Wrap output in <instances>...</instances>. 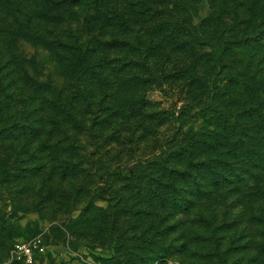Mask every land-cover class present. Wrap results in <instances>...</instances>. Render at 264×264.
<instances>
[{"label":"rangeland","instance_id":"1","mask_svg":"<svg viewBox=\"0 0 264 264\" xmlns=\"http://www.w3.org/2000/svg\"><path fill=\"white\" fill-rule=\"evenodd\" d=\"M10 1L0 264L38 240L35 264H264V171L240 157L264 162V42L218 51L264 32V0H40L41 22ZM107 8L127 26L101 32Z\"/></svg>","mask_w":264,"mask_h":264},{"label":"trees","instance_id":"2","mask_svg":"<svg viewBox=\"0 0 264 264\" xmlns=\"http://www.w3.org/2000/svg\"><path fill=\"white\" fill-rule=\"evenodd\" d=\"M79 1H81V0H68L67 2H70V3H72V4H76V3H78ZM102 1H107V0H102ZM11 2H13L12 0L9 2V3H11ZM18 3H19V7L21 6V1H17ZM27 2L28 3H32V2H34L35 3V9H36V11H37V15H38V17H35V19L37 20V22H41L39 19H44V20H52V21H55L56 19H54V18H52V17H50V16H47L46 15V13H44L45 11H47V10H44L45 8H43V9H41V11H40V8L41 7H43V6H41V7H39V5H40V0H27ZM100 2V0H96V4H98ZM56 5H58V4H60V3H55ZM25 6H28V4H26ZM24 6V7H25ZM22 8V7H21ZM17 9V7H15V10ZM43 11V12H42ZM127 13L129 14V15H138L137 14V12H133V11H131V10H127ZM139 15H142V14H140L139 13ZM105 16H106V18H107V23H102V26H101V28L102 29H100V31L101 32H103L102 30L104 29V28H106L107 30H109L110 28H120L121 26H127V24H128V18H126V17H124V15H122V13H121V11H119L118 9H114V13H111L110 11H109V9L107 8V12L105 13ZM96 18V17H95ZM26 19L28 20V22H26V23H22V24H19L20 26H24V27H29V15H26ZM101 20V19H103V16H102V14L99 16L98 15V17H97V20ZM90 23V22H89ZM92 23V22H91ZM35 25H37V23H35ZM20 26H16L15 28H14V31H18V30H21L22 29V27H21V29H20ZM32 30V29H31ZM24 31V30H23ZM93 31V30H92ZM41 37V36H40ZM254 41H256V42H258V43H261V42H264V32L263 31H261V32H254V34L253 35H250V36H242V37H238V39H236L235 41H232L231 43H233V42H235L234 44H223V45H218V51H219V53H221V52H229L230 51V45H232V47L234 46V48H237V47H240V46H243V44H246V45H249L250 43H252V42H254ZM114 42H116V43H119L118 42V40H113L112 41V43H114ZM260 48V46H257V48ZM65 48H66V46H65ZM67 49H70V51H72V50H74L75 51V53H76V58L78 59V58H80V59H82V60H84V61H86L87 60V58H85L86 56L88 57V61H89V57H91L90 55H88V53L86 52V49H82V47L79 45V44H77V45H75V47H67ZM234 50V49H233ZM261 83V85H262V87L264 88V80L263 81H261L260 82ZM261 123H263L264 124V119H263V122H261ZM29 129H31V128H29ZM24 130H26L27 131V129H22V131L24 132ZM259 131H261V133H264V129L263 128H259ZM32 133V132H31ZM25 134H27V133H25ZM27 140H29V139H27ZM248 147H250V145H248ZM235 150V149H234ZM254 154H255V151H253V153H252V157L254 158ZM220 156V155H219ZM240 157L241 158H243V159H247V160H249V164H251L250 165V167H249V169H255V168H258V169H260V170H263L264 171V162H263V158L262 159H257V158H254V161H253V159H252V157L250 156V158L248 159L247 157H246V154H245V156H244V153L242 154V155H240ZM220 162H222V160H220ZM242 164H245V161H243L242 160ZM201 165L202 166H200L201 168H195V165H193L194 166V171L193 172H182V174L180 175V176H185L186 177V179H183L184 181H191V182H196V174H198L199 172H201V171H203L204 172V179H209V178H211V174H215L214 173V170L211 172V173H207L206 171H207V169H206V166L204 167V164H202L201 163ZM249 166V165H248ZM214 167V166H213ZM213 167H212V165H211V169H213ZM214 169H218V170H220V171H222V174H223V176L225 177V176H227V174H225V173H223L224 171L225 172H230L231 170V167L230 166H228V160L226 161V162H224L222 165H218V166H215V168ZM218 172V171H217ZM220 173V172H219ZM235 175L237 174L238 175V173H234ZM239 175L240 176H243V175H245V173H239ZM239 181H241V180H239ZM176 188H172V190L170 189L169 191H168V193H164V194H167V196L168 195H170V194H172V193H174L176 190H175ZM180 190V189H179ZM199 190V189H198ZM166 196V197H167ZM168 198V197H167Z\"/></svg>","mask_w":264,"mask_h":264},{"label":"built area","instance_id":"3","mask_svg":"<svg viewBox=\"0 0 264 264\" xmlns=\"http://www.w3.org/2000/svg\"><path fill=\"white\" fill-rule=\"evenodd\" d=\"M13 260L16 264H35L36 254L43 252L40 241L20 242L14 245Z\"/></svg>","mask_w":264,"mask_h":264}]
</instances>
